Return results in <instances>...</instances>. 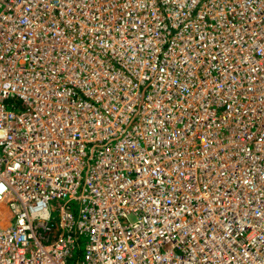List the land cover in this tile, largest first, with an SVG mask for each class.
Here are the masks:
<instances>
[{
    "label": "built area",
    "instance_id": "2783aa9c",
    "mask_svg": "<svg viewBox=\"0 0 264 264\" xmlns=\"http://www.w3.org/2000/svg\"><path fill=\"white\" fill-rule=\"evenodd\" d=\"M0 264H264V0H0Z\"/></svg>",
    "mask_w": 264,
    "mask_h": 264
}]
</instances>
